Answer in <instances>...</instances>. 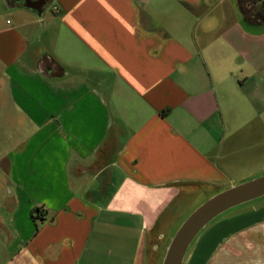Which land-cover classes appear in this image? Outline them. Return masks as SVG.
Instances as JSON below:
<instances>
[{"label":"crops","instance_id":"1","mask_svg":"<svg viewBox=\"0 0 264 264\" xmlns=\"http://www.w3.org/2000/svg\"><path fill=\"white\" fill-rule=\"evenodd\" d=\"M50 2L0 0V264H147L188 196L250 176L264 25L237 0ZM245 205L182 264H264V199Z\"/></svg>","mask_w":264,"mask_h":264},{"label":"water","instance_id":"2","mask_svg":"<svg viewBox=\"0 0 264 264\" xmlns=\"http://www.w3.org/2000/svg\"><path fill=\"white\" fill-rule=\"evenodd\" d=\"M46 2L23 0L22 6L40 18ZM261 197H264V175L213 195L180 224L170 239L160 264H182L190 245L206 226L226 211Z\"/></svg>","mask_w":264,"mask_h":264},{"label":"rangeland","instance_id":"3","mask_svg":"<svg viewBox=\"0 0 264 264\" xmlns=\"http://www.w3.org/2000/svg\"><path fill=\"white\" fill-rule=\"evenodd\" d=\"M1 6H2V3H0V8L2 9L3 7H1ZM44 10L46 11L47 14L51 13L52 4H51L50 0L47 1L46 5L44 7ZM0 12H3V10ZM6 20L8 22L12 21V19L10 17L5 18V17H2L0 15V26H2ZM257 121H258L257 138H256L255 146L252 147L251 157L248 160H246V158L242 157L239 161V166L236 169V172L244 173V172L248 171V174H246V175H250V176L247 178H241L242 180L241 179L232 180L233 184L228 182L229 187H231V185L232 186L238 185V184L247 182L249 180H252V179H255L257 177L264 175V114L258 115ZM0 126H1L0 127V140H2V142H3L0 148H2V150H4L6 142L9 141L10 138L13 137V132L10 130L8 116L6 117L3 115V117L1 118V125ZM246 161H248V162H246ZM4 171H5L4 163H0V204H6V203L10 202V200H11L10 199L11 187H10V184L8 183V181L4 175ZM221 191H223V190H221ZM212 196H210V197H212ZM210 197L207 198V197L201 195V196H198V197L192 199L190 196H188L187 197L188 202L186 203V209L184 210V213L182 214V216H180V218L175 222V225L172 228H170V230L166 236V240L170 237L169 238V242H170V239L172 238V236L174 235L175 231L180 226V224L188 217V215L192 211H194L198 206H200L203 202H205ZM262 199H264V197H261L260 199L253 200V201L245 203V204H249L252 202H258L259 200H262ZM245 204L237 206L235 208H232V209L226 211L225 213L220 215L218 218L223 217V216H225L231 212H234V211L242 208L243 206H246ZM168 243H166V241L160 242V241L155 239L151 244H149L148 250H147V255H146L147 256V264H160ZM192 245H193V243L190 245L189 249L191 248ZM152 247H155V249L154 248L152 249Z\"/></svg>","mask_w":264,"mask_h":264},{"label":"trees","instance_id":"4","mask_svg":"<svg viewBox=\"0 0 264 264\" xmlns=\"http://www.w3.org/2000/svg\"><path fill=\"white\" fill-rule=\"evenodd\" d=\"M237 4L244 22L254 26L264 25V0H237ZM37 214H39V210L32 212L31 218L36 220L34 215Z\"/></svg>","mask_w":264,"mask_h":264},{"label":"flooded vegetation","instance_id":"5","mask_svg":"<svg viewBox=\"0 0 264 264\" xmlns=\"http://www.w3.org/2000/svg\"><path fill=\"white\" fill-rule=\"evenodd\" d=\"M13 1H16V0H7V2H13ZM20 1V3L22 4L23 3V0H19ZM33 1H37V0H33ZM47 1V0H46ZM47 3V2H46Z\"/></svg>","mask_w":264,"mask_h":264}]
</instances>
